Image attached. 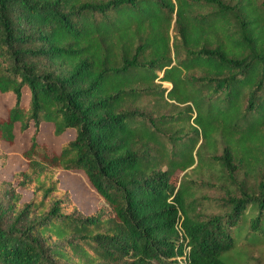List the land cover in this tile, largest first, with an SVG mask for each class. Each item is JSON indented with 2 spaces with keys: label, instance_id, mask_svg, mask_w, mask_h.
<instances>
[{
  "label": "trees",
  "instance_id": "1",
  "mask_svg": "<svg viewBox=\"0 0 264 264\" xmlns=\"http://www.w3.org/2000/svg\"><path fill=\"white\" fill-rule=\"evenodd\" d=\"M0 92V141L32 128L0 264H244L264 243V0H0ZM42 123L74 137L49 152ZM74 169L104 202L86 215Z\"/></svg>",
  "mask_w": 264,
  "mask_h": 264
},
{
  "label": "rangeland",
  "instance_id": "2",
  "mask_svg": "<svg viewBox=\"0 0 264 264\" xmlns=\"http://www.w3.org/2000/svg\"><path fill=\"white\" fill-rule=\"evenodd\" d=\"M163 84L164 86H170L169 82H164ZM24 100L27 101V94H25ZM13 103L14 97L11 93L0 92V116H6L7 108ZM51 128L52 125L50 123H42L38 139L46 144L49 152H58L61 143L72 139L74 133L72 134L71 130H66L60 135H54L51 132ZM31 133L32 128L21 131L18 124H16L13 142L0 141V190L12 179L15 171L25 168L26 160L22 156V152L29 146ZM183 173H179V176L181 177ZM57 177L59 188L68 191V199L71 202L70 207L72 205L75 206L79 213L86 215L95 211L99 205H104L101 196L93 188L83 170H61ZM207 183L208 181H201V185H192V189H196V197L200 200L203 210L214 212L216 208L213 209L211 203L223 195V190L217 181L210 183L214 187H208ZM30 198L31 194L27 193V191H22V201ZM215 207H218V205ZM236 249L239 250L240 259L244 264H264V243L259 244L254 249L244 250L239 246ZM67 264H73V260Z\"/></svg>",
  "mask_w": 264,
  "mask_h": 264
}]
</instances>
